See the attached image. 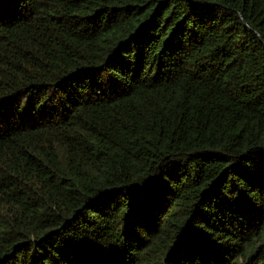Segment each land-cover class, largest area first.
I'll return each mask as SVG.
<instances>
[{
    "label": "trees",
    "instance_id": "16d2710c",
    "mask_svg": "<svg viewBox=\"0 0 264 264\" xmlns=\"http://www.w3.org/2000/svg\"><path fill=\"white\" fill-rule=\"evenodd\" d=\"M0 264H264V0H0Z\"/></svg>",
    "mask_w": 264,
    "mask_h": 264
}]
</instances>
